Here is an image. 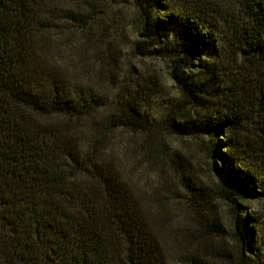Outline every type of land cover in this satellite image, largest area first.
I'll list each match as a JSON object with an SVG mask.
<instances>
[{
  "label": "trees",
  "instance_id": "obj_1",
  "mask_svg": "<svg viewBox=\"0 0 264 264\" xmlns=\"http://www.w3.org/2000/svg\"><path fill=\"white\" fill-rule=\"evenodd\" d=\"M74 2L0 0V264H264V213L234 215L233 244L208 243L221 235L201 217L214 189L190 178L200 228L168 247L163 216L103 148L115 127L154 126L145 110L157 85L135 75L102 90L62 63L61 19L94 22ZM135 3L140 34L171 57L184 104L163 126L208 134L213 187L228 201L264 193V0Z\"/></svg>",
  "mask_w": 264,
  "mask_h": 264
},
{
  "label": "rangeland",
  "instance_id": "obj_2",
  "mask_svg": "<svg viewBox=\"0 0 264 264\" xmlns=\"http://www.w3.org/2000/svg\"><path fill=\"white\" fill-rule=\"evenodd\" d=\"M74 6L80 11H93L94 22L79 27L76 21L61 19L55 32L60 37L62 63L68 64L79 79L102 90L110 89L117 81L128 83L135 75L157 85L158 92L145 110L154 126L142 130L115 127L105 132L103 148L133 172L147 203L163 216L161 234L168 247L173 251V241L183 240L187 231L195 234L200 228V208L184 184L188 178L194 179L197 186L214 189L209 209L201 217L215 220L221 235L210 234L206 236L207 242L233 244L234 215L246 212L250 216V210L264 213V193L248 197L232 195L235 198L228 201L213 187L218 177L212 169L214 158L207 149L208 134L172 132L163 126L161 117L176 103L184 104L171 76V57L158 48L159 43L150 44L146 36L140 34L141 16L135 0H75ZM107 109L102 107L95 113L99 116ZM66 119L82 128L87 129L90 125L84 118ZM176 120L181 122L179 118ZM159 198L168 212L162 211ZM230 202L235 204V213ZM261 225L260 229L264 231V220ZM258 245L256 251L264 259V242Z\"/></svg>",
  "mask_w": 264,
  "mask_h": 264
}]
</instances>
